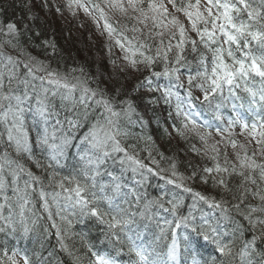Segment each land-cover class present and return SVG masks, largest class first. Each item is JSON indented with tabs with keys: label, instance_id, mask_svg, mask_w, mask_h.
Returning <instances> with one entry per match:
<instances>
[{
	"label": "snow or ice",
	"instance_id": "1",
	"mask_svg": "<svg viewBox=\"0 0 264 264\" xmlns=\"http://www.w3.org/2000/svg\"><path fill=\"white\" fill-rule=\"evenodd\" d=\"M65 7L73 16L82 10L98 27L103 21L115 75L147 70L134 90L161 92L151 104L171 106L174 98L182 119L172 131L198 140L202 147L190 150L212 166L189 164L184 174L167 158L169 167L161 168L152 137L133 131L142 133L147 122L127 92L83 67H53L22 41L27 25L0 23V264H50L35 247L20 246L35 238L43 248L50 228L73 264H122L125 241L137 258L130 264H264V0H65ZM112 44L123 63L111 58ZM43 46L55 55L53 42ZM189 50L199 56L195 73ZM152 77L169 84L153 86ZM131 140L145 142L140 150L155 168ZM150 177L172 190L150 197ZM196 182L222 189L220 199L190 186ZM184 194L193 200L186 215ZM201 203L213 214L202 212L198 220L192 209ZM77 219L102 225L115 255L87 242L82 254L70 249L65 239ZM140 221L158 229L154 241H143ZM169 235L166 251H157L155 242ZM209 246L205 256L201 250Z\"/></svg>",
	"mask_w": 264,
	"mask_h": 264
},
{
	"label": "trees",
	"instance_id": "2",
	"mask_svg": "<svg viewBox=\"0 0 264 264\" xmlns=\"http://www.w3.org/2000/svg\"><path fill=\"white\" fill-rule=\"evenodd\" d=\"M57 8H60L59 12L56 11ZM61 11L62 5H59V2H55L54 0H0V23L14 22L21 28H23L24 25H27V29L21 37L22 41L34 56L51 62L53 67H59L61 70L83 67L86 72L95 76L97 79L103 80L109 85H115L121 89L122 93L127 92L135 102L136 111L147 122L142 133L139 127L134 128L133 131L138 134L152 137L155 147L150 148V151L152 152V156L159 162L161 168L167 169L169 167V161L167 158L174 159L177 164V170L184 174L190 172V168L188 167L189 164L197 167H203L205 165L212 166L211 161L201 159L190 150L191 144H195L197 148L202 147L198 144V140L190 138L186 141L172 131L171 125L175 122L179 127L182 119L181 117H176L175 109L171 107L172 104L171 106L164 104L162 100L157 104H151L149 103L151 98H160L161 95L159 92H148L144 87L139 88L138 91L134 90L136 86L144 80V77L149 75L148 71L144 70L142 72H136L134 76L131 73H128L118 77L115 75L114 69L108 71L105 66L108 63L110 64L108 45L111 41L106 33L102 34L103 25L100 26L102 30H97L96 28L98 27H96L94 21L85 24H81L79 21H64L60 16ZM109 14L112 16L111 13ZM36 33H39V35L37 36ZM95 34H98L100 37L98 41L94 37ZM128 35H131V33H128ZM44 41H51L55 44V55H51L52 50L50 48L45 49L43 46ZM114 46L115 45L112 44L111 58L116 59L113 53ZM201 51L204 50L201 49ZM102 56H106V59ZM206 56L207 62L209 63L210 53H206ZM187 59L190 61L188 67L191 68L193 73H195L196 68L199 67V56L192 54L189 50ZM117 62L119 63V61ZM162 70V63L155 67V71ZM182 73L184 74L181 78L186 77V70L182 69ZM109 76H112L113 78L108 80ZM167 80L168 78L165 77H152V83L156 85L159 84L158 82L164 84ZM173 101H175L174 98ZM201 110L205 112L208 111L206 107ZM223 111L225 115H227L230 109L225 108ZM170 112L172 113L171 118H169ZM208 118H211L210 115ZM165 129H167L168 132H171L172 135H167L164 131ZM213 134L215 135V132H213ZM129 142L137 143L139 158L142 159L145 164H149L155 168V165L150 164L148 152L140 150L144 148L145 142L143 140H131ZM158 152L163 153L165 159H161ZM221 163H223L222 159ZM33 170L35 171L34 168ZM65 173H67V170H65ZM126 175L130 176L131 173L129 172ZM104 179L107 178L105 177ZM162 183H164V181L160 180L159 177L149 178L145 187L150 197L161 194L159 190L161 191L160 185ZM190 186L194 187L197 191H201L205 195L216 196L218 200L220 199L218 193L223 191L222 189H214L210 184L205 185L200 182H196ZM168 187L172 188V186ZM169 188L165 189V191H169ZM252 202L255 203V201ZM192 204L193 200L190 194H184V202L180 209L181 213L186 215ZM192 211L198 220L202 212L213 214V210L202 203L198 204L195 209H192ZM162 215L164 216L163 213ZM215 215H218V213H215ZM233 215H235V213H233ZM166 217L171 219L170 214H166ZM145 223L148 222L140 221V232L143 241L149 243L155 240V235L158 234V229H156L153 224H149L148 228L144 229ZM81 224L82 223L77 219L72 229L74 235H70L65 239V243L70 249L76 251L77 254H82L86 251L84 245L85 242H87L93 244L95 247H99V251L101 252L108 251L115 255V253L112 252L111 245L104 239L102 225H98L91 220H85L83 226H85L86 229L88 227V231L85 240H81L80 234L84 233L80 228ZM49 231V238L43 241V248L38 249V251L43 252V254H41L45 258H47L46 255L49 256V253H52L51 257L55 262L48 257L47 259L50 261V264H73L72 256L60 249L55 236V229L50 228ZM178 234L182 236L183 230H178ZM3 239V235L0 234V241ZM26 241L27 244L25 241H21L20 246H29V248L38 246L35 238H30ZM95 243L102 246L100 247ZM137 243H139V241H137ZM168 243H170V235L168 239L156 241L154 246L157 250H162V252H164L166 251V245ZM261 247H264V245H261ZM201 251L207 256V254L211 252V247L209 246L206 250L202 249ZM127 255L129 256L128 244L127 241H125L124 251L118 259H120L121 262L128 264L125 259Z\"/></svg>",
	"mask_w": 264,
	"mask_h": 264
},
{
	"label": "rangeland",
	"instance_id": "3",
	"mask_svg": "<svg viewBox=\"0 0 264 264\" xmlns=\"http://www.w3.org/2000/svg\"><path fill=\"white\" fill-rule=\"evenodd\" d=\"M55 2L56 1H58L59 2V5H62V11H61V17H62V20H66V21H70L71 20V22H73V21H76V22H78L79 21V23H81V24H85V23H88V22H90V21H93L89 16H87V15H85V14H83V11L82 10H78L77 11V14L75 15V16H72L71 14H69L70 12L68 11V9L65 7V0H54ZM110 15V14H109ZM111 16V15H110ZM95 24H96V27H98L97 26V23L96 22H94ZM101 25H103V21H99V27L98 28H96L97 30H102L101 29ZM94 37H95V39L98 41L99 39H100V37L98 36V34L96 35H94ZM101 41V40H100ZM113 53H114V56H115V58L117 59V61H119V63H123V61L120 59L123 55H124V53L120 50V48L119 47H117V46H114V51H113ZM103 58H105L106 59V56H102ZM102 67H103V65H102ZM105 67H107V70L109 71V70H113V66H112V64L110 63H108V64H106V66ZM106 70V71H107ZM135 73L136 72H131V74L134 76L135 75ZM214 135V134H213ZM215 136V135H214ZM173 138V137H172ZM215 138L216 139H219V137L218 136H215ZM238 140H240L241 142H243V138L242 137H240V136H237L236 137ZM198 142V144H200V142L199 141H197ZM201 145V144H200ZM202 146V145H201ZM231 148H229L228 149V152H229V154L231 155Z\"/></svg>",
	"mask_w": 264,
	"mask_h": 264
},
{
	"label": "bare ground",
	"instance_id": "4",
	"mask_svg": "<svg viewBox=\"0 0 264 264\" xmlns=\"http://www.w3.org/2000/svg\"><path fill=\"white\" fill-rule=\"evenodd\" d=\"M86 243V242H85ZM96 245H98V246H102V245H100V244H98V243H95ZM96 249H98V250H100V248L99 247H96Z\"/></svg>",
	"mask_w": 264,
	"mask_h": 264
}]
</instances>
